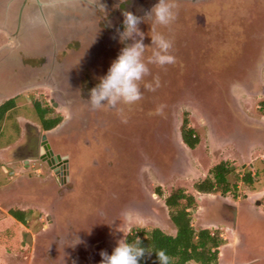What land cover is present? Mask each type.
<instances>
[{"label":"rangeland","instance_id":"374dc122","mask_svg":"<svg viewBox=\"0 0 264 264\" xmlns=\"http://www.w3.org/2000/svg\"><path fill=\"white\" fill-rule=\"evenodd\" d=\"M231 1L220 7L214 2L212 11L206 9L197 18L193 17L196 26L192 31L187 23V12L178 15L177 21L182 22L179 40L184 44L180 49L182 56L178 51L175 66L173 64L174 82L165 76L168 74L167 66L161 68L148 64V58L144 61L150 75L140 82L143 98L133 105H118L123 109L127 123L121 122V115L114 111L122 132L131 135L133 141V146L131 144L126 150L128 167L120 174L113 173L114 179L118 178L115 189L112 186L110 191L106 190V177L102 173L95 175V179H87L88 173L94 175L88 162H85L84 172L80 173L82 179L88 181H81L83 183H79L77 188L75 183L73 188L76 192L61 199L49 186L50 177H45L42 184L39 177L31 176L33 168L21 172L23 163L19 158L22 155H17V148L27 142L25 121L39 123L32 104L34 100L48 99V96L47 91L39 87L34 91V100L27 95L15 98V108L7 112L0 130V214L5 215L13 208L26 211L29 214L26 233L31 236V245L19 244L20 250L4 256L6 264H100L99 253L103 250L104 237L108 236L109 247H116L117 242L124 238L121 229L125 235L138 226L146 229L157 227L167 234H174L163 198L178 187L196 197L198 208L193 217L194 226L206 228L204 209L208 212L210 198L197 194L193 185L221 161H231L238 174L242 171L253 174V190L239 183V197L251 195V202L258 204L259 201L264 213V130H261L264 120L255 113L258 101L264 98V67H258L255 76L247 75L257 60H264L260 49L264 46V0ZM196 10L200 12V8ZM260 35L263 36L259 40ZM189 36L193 37L192 44ZM3 38L5 36H0V47L6 40ZM177 47L172 50L174 53ZM13 65L17 63L13 62ZM156 77H159L160 87L155 91L144 89V84L154 83ZM25 94L30 96V92ZM42 105H46L45 100ZM239 109L244 111V116L248 115L247 122L255 124L254 132L245 129L238 135L239 119H243ZM58 111L66 116L64 109ZM184 117L200 139L193 150L181 141L180 126ZM62 128L63 123L52 132ZM237 139L241 144L239 148L235 143ZM249 147L253 148L250 155ZM138 158L149 167L137 169ZM242 164L245 166L240 168ZM248 165L254 167L250 170ZM157 168L163 175L156 177ZM229 179L233 183L235 178ZM160 184L162 198L153 193ZM227 198L231 200L230 195ZM57 207H62L59 215ZM119 211L122 214L115 218ZM206 220L209 221V215ZM256 226L264 231V219L257 221ZM221 233V238L227 243L224 246L237 241L229 232ZM74 236H78L82 243L71 246ZM261 241L264 246V235ZM58 242L62 244L58 245ZM234 247L235 253L240 252L241 245ZM227 248L220 249L221 262L232 264Z\"/></svg>","mask_w":264,"mask_h":264},{"label":"flooded vegetation","instance_id":"af4514ba","mask_svg":"<svg viewBox=\"0 0 264 264\" xmlns=\"http://www.w3.org/2000/svg\"><path fill=\"white\" fill-rule=\"evenodd\" d=\"M131 1L28 0L27 4L32 9H43L47 13L54 15L52 22L54 25L49 29L53 35L51 37L53 41L49 37L43 38L40 36V31H43V29L33 25V23L27 24L29 26L23 25L16 29L18 34L16 38L8 37L0 32L1 38L5 36L3 40L6 39V42L3 41L0 47V101L3 103L6 100L15 99L23 95L33 98L35 89L40 87V83H45L48 99L41 97L37 102L40 103L42 108L47 109L52 116L60 115L62 117L61 123H63V128L54 132L52 130H43L39 123L33 124L25 121V129L28 134L26 136L27 142L25 145L22 143L17 148V155H22L19 161L24 162L22 169L28 170L33 168L31 176L33 178L39 177V183L42 184L46 180L45 177H50L51 185L49 186L52 187L54 195L57 198L61 199L65 198V195L70 196L74 194L76 192V189L73 188L75 183L77 188L79 183H83L81 181L86 180L82 179L80 174L82 171L84 172L83 167L86 166L85 162H88L92 166L94 174L92 176L88 173L87 179H93L95 175L102 173L106 177L104 186L107 188V191H110L109 188L112 186L113 189L116 188L118 178L114 179L113 173L120 174V172H123L128 167L129 161L126 156V150L133 143V141L131 142V135H126V133L122 132V125H120L121 123H117L118 119L114 115V110L107 108L93 110L88 100L90 99V90L99 83L100 77L107 74L111 63L118 57L121 49L126 44L132 43L130 40L124 42L120 40L117 30L123 31V20L114 19V14L124 12L131 4ZM230 1L175 0L177 4L175 11H178V15L184 11L187 12L189 21L186 22L190 26V31H192L195 30L196 26L194 21H192L193 17L197 18V15L202 14L206 9L212 11V3L214 2L218 3L217 6L220 7L223 3L224 5H228ZM237 1L232 0L231 2L238 3ZM151 8L141 10L138 16H142L145 11ZM198 8H200V12L198 11L197 13L196 9ZM25 23L28 22L25 21ZM181 23V20L177 21L176 19L174 23L168 27H164L153 25L149 19L145 18L144 23H141L138 27H141L140 31L144 35L143 43L146 47L152 46L151 35L153 33L151 29L155 28L156 32L158 31L173 42L172 50H175L176 45L178 46L176 53L172 51L176 57L181 51V45L184 44L183 41L179 40L181 39L179 34L182 33L179 30ZM146 26L148 29H145ZM175 27L177 28L175 29ZM28 35L30 37L27 39H30V44L22 41ZM261 36L263 35L258 37L259 40L262 38ZM55 37L56 40L54 39ZM188 40L192 44L193 37L189 36ZM151 46L145 50L144 61L152 54L150 50L152 49ZM263 47L261 46L260 48L262 49V54H264ZM179 56L181 57L182 54L180 53ZM13 62L17 63V65H13ZM261 66L264 67V60L260 62L257 60L253 65L252 71H249L247 75L253 74L255 76L258 67ZM166 69H168L166 71L168 74H165V76H168L167 80L174 82L176 73L173 64L167 65ZM37 84H39V87ZM26 92H30V96L25 94ZM42 99L45 100L46 105H42ZM60 108L65 110L66 116L59 113L58 109ZM256 109L257 105L255 111ZM239 121L241 129L255 131L246 119H239ZM20 132L22 133L21 129ZM43 136H45V141L42 140ZM75 145L76 149H74ZM45 146H48L47 151H51V155L41 152V149ZM134 151L135 153L138 152L135 147ZM100 153L102 157L99 156ZM138 156L140 157V154ZM99 159L100 162L98 161ZM140 160L138 158L137 169L148 166L143 165L147 163H143L142 159ZM244 166L242 164L240 168ZM157 169L158 174L156 177L163 175L161 169ZM157 188L162 190L161 184ZM153 193L154 195L156 194L155 191ZM120 194H123V190ZM111 195L116 197L115 193H111ZM130 195L132 197L135 196L133 194ZM157 197L160 198L158 195ZM215 197L220 200L216 204H210L208 212L207 209H204V215L206 217L209 215V221L206 220V217L204 218L207 224L218 221L222 222L223 219L228 218L233 213V208L226 203V200L224 201L228 196L223 199L218 196ZM231 201L235 202L236 200L231 198ZM125 207L123 206L122 208L125 209ZM61 208L57 207V215L61 214ZM212 209L216 214H213ZM62 213H64L63 210ZM117 214L121 215L122 213L120 211L116 212L115 218H117ZM65 222L67 223L68 221L66 220ZM243 225L245 228L257 227L256 223L250 220H244ZM231 228H228L230 233L233 231V228ZM107 237H104L105 243L102 251H106L111 255L115 246L109 247L107 245ZM24 238L25 234H23V241ZM256 239L257 236H255V244L252 241L251 246H258ZM62 242H58V245L62 244ZM29 245L31 244L26 243L25 247ZM241 247L240 252H238L239 254L233 252L232 248L226 249V253L229 252V255H231L232 264L236 263L235 256L244 255L248 257L251 254L243 246ZM259 263L261 264V262Z\"/></svg>","mask_w":264,"mask_h":264},{"label":"trees","instance_id":"16d2710c","mask_svg":"<svg viewBox=\"0 0 264 264\" xmlns=\"http://www.w3.org/2000/svg\"><path fill=\"white\" fill-rule=\"evenodd\" d=\"M32 105L43 130H53L61 124L60 115L52 116L37 101H33ZM13 108H15V99L6 100L0 104V130L7 112ZM256 113L264 118V98L258 102ZM188 122L187 117H184L180 136L182 143L193 150L199 145L200 139L195 130L189 127ZM236 168L229 161L217 163L208 170L203 179L194 183L193 190L200 195H214L221 198L230 195L233 200H236L239 197V183L251 190L255 184L250 171H242L238 174ZM230 177L235 178L233 183L230 182ZM155 192L160 198L163 197L161 189L157 188ZM163 202L169 221L174 228V234H167L159 228L146 229L138 226L126 236L130 243L139 237L143 241L142 246L152 250L151 258L145 257L140 264H154L156 261L154 253L158 250H164L174 258L173 264H223L220 260V249L227 243L220 237V229H197L194 226L193 217L198 208L196 197L178 187L171 190L163 198ZM28 215L26 211L17 208L9 209L5 215L0 214V264H6L4 259L6 254L20 250L19 244L26 246L23 234H26Z\"/></svg>","mask_w":264,"mask_h":264},{"label":"clouds","instance_id":"9594fccd","mask_svg":"<svg viewBox=\"0 0 264 264\" xmlns=\"http://www.w3.org/2000/svg\"><path fill=\"white\" fill-rule=\"evenodd\" d=\"M101 6H103L101 4ZM104 7V6H103ZM177 4L175 0H158L150 10L138 16L131 11H124L123 31L117 30V35L121 41H132L126 44L120 51L118 57L111 63L107 74L99 78V83L93 87L88 100L93 110L107 108L116 111L122 117V122L127 123V118L123 117V109L118 105H133L143 98L140 82L150 75V69L144 62L143 56L146 47L143 43L144 35L139 29V25L144 23L145 18L149 19L153 25L168 27L177 19L178 13L175 11ZM152 54L148 58V64L158 67L175 64L176 58L172 54L173 42L163 34L151 29ZM139 38V39H137ZM160 87L159 77L154 83H145L144 89L155 91ZM117 242L111 255L106 251H101L100 264H140L145 257L151 258L153 252L150 248L143 245V241L136 237L134 242H128L125 238ZM82 243L78 236L71 240V246ZM156 261L154 264H173L174 258L170 257L164 250L154 253Z\"/></svg>","mask_w":264,"mask_h":264},{"label":"crops","instance_id":"0c3cea01","mask_svg":"<svg viewBox=\"0 0 264 264\" xmlns=\"http://www.w3.org/2000/svg\"><path fill=\"white\" fill-rule=\"evenodd\" d=\"M28 0H0V32L4 33L8 37L16 38L18 36L16 29L20 28L23 25L29 26L27 24L33 23V25L41 27L43 31H40V36L44 37H51L53 36L49 29L53 27V17L51 13H47L43 9L39 10H34L27 4ZM38 12V13H37ZM27 21L28 23H25ZM48 32V33H47ZM47 34H49L47 36ZM30 36L26 37L25 39H22V41L26 44H30ZM21 41V40H20ZM21 41V42H22ZM53 41V39H52ZM39 87V84H37ZM40 87L43 89H46V84L45 83H40ZM241 110V109H239ZM241 114L243 115V118L247 120L249 119L248 115L244 116V111ZM262 120H264L263 117H260ZM250 126L253 127V123L249 122ZM259 126V125H257ZM259 129H261L259 127ZM238 130V129H237ZM261 130H264L261 129ZM241 133L243 132V129L239 127L238 130V135L240 136ZM236 141V140H235ZM237 147H241V144L237 141L235 142ZM253 148H249L248 150V155L251 154ZM262 160V159H260ZM232 163L231 161H229ZM16 164L13 163L12 165L14 166ZM24 164V162H23ZM250 170L254 167V165H251V167L248 165ZM21 172H23V169L21 168ZM253 175V174H251ZM5 187V186H4ZM256 195V193H254ZM253 195V194H252ZM210 198V204H216L220 199H216L214 195H208ZM224 198V197H223ZM251 195L244 196L243 197H238L235 202H232L228 198H226V203L231 206L232 212L231 215L228 218L223 219L222 222H213L211 224L206 223V228L213 229V228H218L220 229L221 232H229L228 228H233V231L230 233V235H233V237H236L237 241H235L232 244H229L225 247L232 248L234 250V246L236 244H239L243 246L247 251H250L251 254L248 257L243 256H235V262L233 264H264V246H262V241L261 237L264 234L263 230L260 229L259 227L256 228L254 227H244V220H250L251 222L257 223L260 219H264V213L261 211V203L258 204L260 206H257L258 204H253L251 202ZM23 210V209H20ZM233 215V219H232ZM233 220V224H232ZM205 223V222H204ZM45 227V226H43ZM231 228V229H232ZM223 234L221 233V236ZM255 236H257L256 239V245H252L251 243L253 241V244H255ZM260 236V237H259ZM225 239V237H224ZM25 242V241H24ZM251 246V248H249ZM235 252V250H234ZM222 251H220V260L222 259ZM249 262V263H248Z\"/></svg>","mask_w":264,"mask_h":264},{"label":"water","instance_id":"95a60500","mask_svg":"<svg viewBox=\"0 0 264 264\" xmlns=\"http://www.w3.org/2000/svg\"><path fill=\"white\" fill-rule=\"evenodd\" d=\"M195 1V0H194ZM158 3V0H132L131 4L127 7L125 11H131L134 14L138 15L141 10H145L147 8L153 7L155 4ZM123 12H117L114 14V19L118 20H123ZM42 140L45 141V136L42 137ZM48 146H45L44 148L41 149V152L47 155H51V151H47ZM48 152V153H47ZM24 241L28 244L31 243V236L29 233L25 234Z\"/></svg>","mask_w":264,"mask_h":264}]
</instances>
